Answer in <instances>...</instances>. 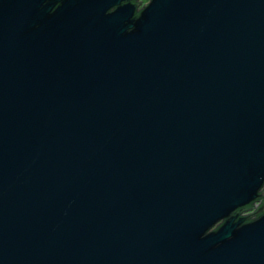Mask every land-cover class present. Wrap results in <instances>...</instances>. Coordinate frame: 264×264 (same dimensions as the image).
Here are the masks:
<instances>
[{"label": "water", "instance_id": "obj_1", "mask_svg": "<svg viewBox=\"0 0 264 264\" xmlns=\"http://www.w3.org/2000/svg\"><path fill=\"white\" fill-rule=\"evenodd\" d=\"M0 0V264H264V0Z\"/></svg>", "mask_w": 264, "mask_h": 264}, {"label": "flooded vegetation", "instance_id": "obj_2", "mask_svg": "<svg viewBox=\"0 0 264 264\" xmlns=\"http://www.w3.org/2000/svg\"><path fill=\"white\" fill-rule=\"evenodd\" d=\"M139 9L142 8L144 5H146L149 0L143 1V0H139ZM264 190V188H263ZM264 203V198H260L257 199L255 201H253L247 208L245 211H243L242 213H240V216H243V214L248 213V215H251L252 220L255 219L256 217H258V215H255L256 211L261 208V206Z\"/></svg>", "mask_w": 264, "mask_h": 264}, {"label": "trees", "instance_id": "obj_3", "mask_svg": "<svg viewBox=\"0 0 264 264\" xmlns=\"http://www.w3.org/2000/svg\"><path fill=\"white\" fill-rule=\"evenodd\" d=\"M135 2L138 3V4L140 3L139 0H136ZM244 217H249V218H250L249 221L252 220L251 215H245ZM256 218H257V217H256ZM256 218H255V219H256ZM253 220H254V219H253Z\"/></svg>", "mask_w": 264, "mask_h": 264}, {"label": "rangeland", "instance_id": "obj_4", "mask_svg": "<svg viewBox=\"0 0 264 264\" xmlns=\"http://www.w3.org/2000/svg\"><path fill=\"white\" fill-rule=\"evenodd\" d=\"M143 1H146V0H143ZM245 215H248V213L243 214V216H245Z\"/></svg>", "mask_w": 264, "mask_h": 264}]
</instances>
